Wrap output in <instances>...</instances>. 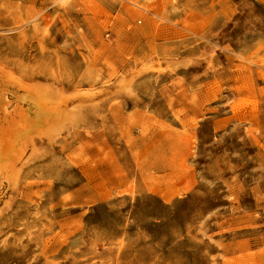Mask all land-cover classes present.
<instances>
[{"label":"rangeland","instance_id":"obj_1","mask_svg":"<svg viewBox=\"0 0 264 264\" xmlns=\"http://www.w3.org/2000/svg\"><path fill=\"white\" fill-rule=\"evenodd\" d=\"M0 143V264H264V0H0Z\"/></svg>","mask_w":264,"mask_h":264},{"label":"bare ground","instance_id":"obj_2","mask_svg":"<svg viewBox=\"0 0 264 264\" xmlns=\"http://www.w3.org/2000/svg\"><path fill=\"white\" fill-rule=\"evenodd\" d=\"M60 2V1H59ZM132 2V1H131ZM133 5H135V3H133ZM132 5V6H133ZM137 5L138 4H136V7H137ZM138 8H142L144 11L146 10L147 11V13L148 12H150L151 14H152V16H154L155 17V20H154V22H165V20H164V17H162L160 14H158L157 13V10L156 9H154V8H152V7H149V6H147V7H141L140 6V4H139V6H138ZM9 78H10V76H9ZM11 79H12V77H11ZM19 79V78H18ZM17 80V79H16ZM11 82V81H10ZM124 83V82H123ZM122 83V84H123ZM19 84H20V82H19ZM21 85V84H20ZM23 85V84H22ZM31 85H33V83H31V84H28V87H26L27 89L25 90L26 91V93H30L31 95L28 97L27 95H25L24 97H23V99L24 100H26L27 102H28V107H31L33 110H36V111H38L37 112V114L39 115V116H42L41 115V111H45V108H46V106L47 107H50L49 105H51V106H53V105H55L56 107H62L63 106V104H65L66 103V101L68 100V98L69 97H71V96H61L60 95V98H58V100H56V98H53L52 96H51V98L49 99V98H47V99H49V100H46V97L47 96H45V95H41V94H37V96H33V94H35V93H33L32 94V92H33V90L31 89H29V87L31 86ZM24 86V85H23ZM128 86V85H127ZM24 88V87H23ZM32 88V87H31ZM126 88V87H125ZM37 90H39L38 89V87L36 88ZM128 89V88H127ZM34 91H36V90H34ZM41 91H42V89H41ZM43 94V93H42ZM52 95V94H51ZM83 94H81V96H82ZM22 96V95H21ZM87 96V95H86ZM57 97V96H56ZM76 97V96H75ZM28 98V99H27ZM46 100V101H45ZM86 100H87V98H86ZM68 102V101H67ZM79 102H81V101H79ZM93 103V102H92ZM77 104V103H76ZM86 104V103H85ZM62 105V106H61ZM81 106V105H80ZM80 106H76V107H80ZM55 108V107H54ZM53 108V109H54ZM63 108V107H62ZM68 108V107H67ZM72 108V107H71ZM81 108V107H80ZM92 108V107H91ZM47 110V109H46ZM62 110H65V109H62ZM61 110V111H62ZM80 110H82V108L80 109ZM79 109H75L74 108V111L76 112V114H74L75 112H70L71 113V116L74 114V116H73V118H78V116H75V115H80V114H82L81 113V111H80ZM4 111V110H3ZM55 111H57V110H55ZM58 111H59V109H58ZM66 111H69V110H66ZM71 111V110H70ZM32 112V111H31ZM33 113H34V111H33ZM47 113V112H46ZM56 113H59V112H56ZM60 114V113H59ZM83 115V114H82ZM48 116V115H47ZM46 116V117H47ZM54 116V115H53ZM55 117V116H54ZM57 117V116H56ZM28 118V117H27ZM35 118V117H34ZM43 118H45V116L43 117ZM67 118H68V116H67ZM40 119H41V117H40ZM54 119V118H53ZM69 119V118H68ZM31 120V119H30ZM33 120V119H32ZM37 120H38V118H37ZM50 121V120H49ZM70 121V119L68 120V122ZM73 121V120H72ZM31 122H33V121H31ZM61 122V121H60ZM63 122H65V120H63ZM67 122V121H66ZM45 123V122H44ZM57 123V122H56ZM62 123V122H61ZM70 123V122H69ZM49 124V123H48ZM51 124V123H50ZM67 124V123H66ZM47 126V125H46ZM44 127V126H42V127H40V128H42L40 131H38L39 133H44L46 136H48V139L52 142V141H54V140H56L58 137H59V132H60V129H58L59 127H58V125H49V126H47V127ZM63 126V125H62ZM61 126V127H62ZM28 127H30V124H29V126ZM44 127V128H43ZM63 127H65V126H63ZM62 127V128H63ZM33 128V127H32ZM39 128V127H38ZM62 128H61V130H62ZM36 131V130H35ZM37 132V133H38ZM26 132H23V133H21V134H19V137H18V139H16V142H20V140H21V138L24 136V135H26L25 134ZM34 136V135H33ZM18 142V143H19ZM1 144V143H0ZM17 144V143H16ZM4 146H2V148H1V150L2 151H0V174H2L3 172H5V177L9 180V179H11V178H13V180H14V182H16L15 180V177H10V176H13V174L15 175V173H14V170H13V173H9V169H11L10 167H12L13 169H15L16 170V168L14 167V165L13 164H11V162L9 161L10 159L8 158L9 157V153L12 151L11 150V147H12V144H11V146L9 145V144H3ZM1 146V145H0ZM16 146V145H15ZM16 149V148H15ZM22 149V148H21ZM23 151V150H22ZM37 151H33L32 153L34 154V153H36ZM12 153V152H11ZM31 153V154H32ZM14 154V153H13ZM12 154V155H13ZM11 155V154H10ZM20 157V156H19ZM14 158V157H13ZM23 163V162H22ZM24 164V163H23ZM23 164H22V166H23ZM11 171H12V169H11ZM19 172V170H16V172ZM15 184V183H14Z\"/></svg>","mask_w":264,"mask_h":264}]
</instances>
